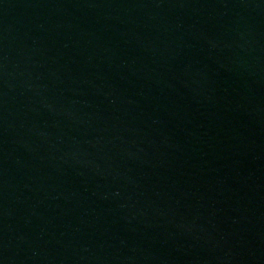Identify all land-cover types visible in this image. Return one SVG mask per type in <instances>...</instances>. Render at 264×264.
<instances>
[{
    "label": "water",
    "instance_id": "95a60500",
    "mask_svg": "<svg viewBox=\"0 0 264 264\" xmlns=\"http://www.w3.org/2000/svg\"><path fill=\"white\" fill-rule=\"evenodd\" d=\"M0 264H264V0H0Z\"/></svg>",
    "mask_w": 264,
    "mask_h": 264
}]
</instances>
